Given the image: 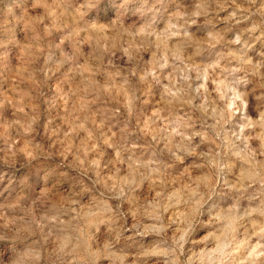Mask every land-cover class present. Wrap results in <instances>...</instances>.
Wrapping results in <instances>:
<instances>
[{"label": "clouds", "instance_id": "1", "mask_svg": "<svg viewBox=\"0 0 264 264\" xmlns=\"http://www.w3.org/2000/svg\"><path fill=\"white\" fill-rule=\"evenodd\" d=\"M0 264H264V0H0Z\"/></svg>", "mask_w": 264, "mask_h": 264}]
</instances>
